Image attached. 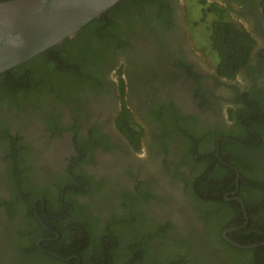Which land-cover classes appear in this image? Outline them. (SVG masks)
Returning <instances> with one entry per match:
<instances>
[{"label":"flooded vegetation","instance_id":"1","mask_svg":"<svg viewBox=\"0 0 264 264\" xmlns=\"http://www.w3.org/2000/svg\"><path fill=\"white\" fill-rule=\"evenodd\" d=\"M169 1L173 27L162 29L157 40L149 30L129 37L131 47L126 52L117 51L115 62L104 68L102 92L88 91L71 105L43 101L33 111L0 113L1 129L7 127L19 139L27 197L26 206L24 200L17 204L14 218L0 206V264L18 262L11 246L22 229L43 234L37 240L38 247L59 257L54 250L56 243L63 244L60 231L67 232L64 246L74 251L75 214L86 215L102 232L111 218L124 215L125 206L140 215L143 232L171 225L158 243L165 259L179 255L177 259L185 257L190 264L223 263L225 254L219 250L218 237L205 236L195 213V200L187 190L203 166L195 168V157L186 158L190 143L183 140L181 131L187 129L194 137L236 133L230 141L243 144L236 137L243 132L234 114L243 106L240 98L253 88L264 89V72H257L258 56L264 50V20L252 9L253 0H202L223 8L237 22H247L253 31L245 29L257 40L253 75L245 68L235 79L220 78L216 68L207 69L190 51L181 0ZM258 28L263 32L260 36ZM120 75L125 80L128 123L136 131H131L132 140L118 122L123 115ZM159 112L161 120L156 117ZM164 128L170 133L163 132ZM245 130L259 138L250 126ZM221 141H217L216 155L230 166L222 158ZM209 145H203L204 150ZM10 147L8 140L0 142V203L10 202L13 196L5 183L9 161L4 155ZM262 155L255 151L253 156L260 159ZM240 191L238 174L236 189L223 195L229 206L240 203L244 214L243 226L222 232L233 245L236 242L228 234L248 228L256 220L257 211L247 209ZM20 208L26 209L27 215L20 213ZM228 217L222 219L226 222ZM68 260L82 262L76 254Z\"/></svg>","mask_w":264,"mask_h":264},{"label":"trees","instance_id":"2","mask_svg":"<svg viewBox=\"0 0 264 264\" xmlns=\"http://www.w3.org/2000/svg\"><path fill=\"white\" fill-rule=\"evenodd\" d=\"M5 1L11 0H0ZM252 9L257 10L264 20V0H253ZM207 11L219 15L210 26V50L218 59V76L235 79L245 68H249V73L253 72V54L257 46L255 37L237 21L229 18L225 10L216 4L211 5ZM172 17L173 9L169 0H121L74 37L1 74L0 113L33 111L43 101L46 104L71 105L77 97L88 91L102 92L101 78L104 77V68L115 62L117 51L126 52L131 47L129 37L137 33L142 36L149 30L157 40L162 29L173 27ZM257 72H264V50L258 56ZM120 79L123 115L118 122L132 140L131 131L134 128L131 127V122L128 123V118L131 117L124 100L125 80L121 75ZM251 90L244 98H240L243 106L234 114L243 132V135L240 133L236 137L243 144L230 141L236 133L229 135L214 132L205 136L195 134L194 137L187 129L181 131L183 140L190 143V148L185 150L186 158L195 157V168L203 166V172L195 177V183H188L187 190L195 200V213L203 224L205 236L218 237L216 242L219 250L225 254L221 264H264V245L242 249L222 237L225 229L244 225L240 203L232 207L223 199L224 193L236 189L239 174L240 194L247 209L250 211L253 208L257 211L256 220H252L248 228L229 233L228 237L242 246L264 243V89L256 87ZM162 116L160 112L156 113L157 120H161ZM2 117L0 116V121ZM175 120L180 122L181 119ZM1 125L0 122V142L8 140L11 146L4 158L9 161L5 183L13 196L10 202H1L0 206L6 208L9 218H14L18 212L17 204L23 200L24 206L27 203L20 166L21 146L19 139L14 138L7 127L1 129ZM245 125L254 129L259 138L251 133L247 135ZM163 132L170 133L165 128ZM220 138L222 158L230 166L221 162L216 155L217 141ZM206 142L210 145L204 150L203 145ZM255 151L263 154L260 159L253 156ZM34 199L35 197L32 201ZM23 208H20V213L27 215ZM125 209L124 215L111 218L102 232L94 228L89 217L75 214L73 222L78 227L73 239L74 251L70 252L64 246L67 232L60 231L63 244L56 243V249L54 248L59 257L48 255L38 247L37 240L43 234L22 229L11 246L12 253L18 260L16 264H75L76 260H68L74 254L80 257L81 264H190V260L185 257L177 259L179 255H171L165 259L159 250L158 243L165 237L171 225H157L143 232L140 215L134 213L132 208L129 210L128 206ZM225 215L230 216L227 223L225 218L222 219ZM236 216L238 217L234 223ZM179 245L185 247L186 244L180 242Z\"/></svg>","mask_w":264,"mask_h":264},{"label":"water","instance_id":"3","mask_svg":"<svg viewBox=\"0 0 264 264\" xmlns=\"http://www.w3.org/2000/svg\"><path fill=\"white\" fill-rule=\"evenodd\" d=\"M120 1L11 0L0 2V75L63 43L66 39L74 37ZM234 244L242 249L264 245V243L254 246Z\"/></svg>","mask_w":264,"mask_h":264},{"label":"rangeland","instance_id":"4","mask_svg":"<svg viewBox=\"0 0 264 264\" xmlns=\"http://www.w3.org/2000/svg\"><path fill=\"white\" fill-rule=\"evenodd\" d=\"M184 7V24L187 31V42L193 56L209 70L216 68L217 56L210 50V26L218 14L207 11L212 4L202 0H181ZM229 18L236 21V17ZM242 27L253 31L251 26L242 19L238 22ZM261 33V34H259ZM258 35L263 32L259 31Z\"/></svg>","mask_w":264,"mask_h":264}]
</instances>
